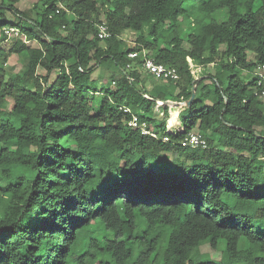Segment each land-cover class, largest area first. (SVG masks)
I'll return each instance as SVG.
<instances>
[{
    "label": "trees",
    "instance_id": "16d2710c",
    "mask_svg": "<svg viewBox=\"0 0 264 264\" xmlns=\"http://www.w3.org/2000/svg\"><path fill=\"white\" fill-rule=\"evenodd\" d=\"M21 2L0 0V264H264V0H201L186 31V0ZM142 51L179 77L141 71ZM193 84L167 131L157 101Z\"/></svg>",
    "mask_w": 264,
    "mask_h": 264
},
{
    "label": "built area",
    "instance_id": "2783aa9c",
    "mask_svg": "<svg viewBox=\"0 0 264 264\" xmlns=\"http://www.w3.org/2000/svg\"><path fill=\"white\" fill-rule=\"evenodd\" d=\"M9 34L12 31H15L14 28L6 29ZM16 32V31H15ZM110 36V31L108 25L104 22L97 24V37L99 39H105ZM138 51H130L128 53V57L131 59H136L138 57ZM142 62L139 66L141 71L147 72L148 75H151L155 78H169V79H177L178 73L175 67L166 65L163 63H157L152 57L146 56L144 51H142ZM187 61L189 64V68L194 75V79H199L202 73V66L193 63V61L187 57ZM130 64H127V67ZM213 66V63H211ZM254 75V84H253V94L264 101V63L258 64L256 69L253 72ZM147 96V95H145ZM179 107L183 108L184 101H179ZM159 105H163L161 101H157L155 109L158 111ZM171 107V104H166ZM170 110V109H169ZM123 111L130 112L128 107H123ZM160 115H162L161 111H158ZM131 127L138 128L142 134H149L152 137H157V134L148 127L146 121L141 120L138 115L131 113V118L128 122ZM180 126H171L169 122L166 124V130L169 132H175ZM168 135L163 136V141H168ZM180 144L184 147H206L207 142L205 136L200 132L189 131L180 141Z\"/></svg>",
    "mask_w": 264,
    "mask_h": 264
},
{
    "label": "rangeland",
    "instance_id": "374dc122",
    "mask_svg": "<svg viewBox=\"0 0 264 264\" xmlns=\"http://www.w3.org/2000/svg\"><path fill=\"white\" fill-rule=\"evenodd\" d=\"M35 1H37V0H22V2L20 3V6L21 5L30 6ZM200 1L201 0H186V2H185L186 12H189L191 14H190L189 18H187V17L184 18V22H183L184 23L183 24V30L184 31H186L188 29V25L190 24V21H192L193 18L198 16L199 11H198L197 7H198ZM214 17L216 19L226 18V16L224 15V11L223 10H220L219 12H216ZM160 33H164L162 29H160ZM250 57H252V54H250ZM9 64L12 65L13 69L16 72H19V71L23 70V65L21 64V62L16 57H11L9 59ZM39 72H40V69H39ZM179 108L180 107H179L178 104L176 106L172 105L171 107H169V109H170L169 110V117L171 116V112L172 111H175V110L177 111ZM169 117H168V119H169ZM168 119H167V123L169 122ZM177 122H178V120H177ZM178 124H179V122L176 125H174V126H177ZM89 229L93 232L94 236H96L97 238H103V237L110 238V237H112V234L110 232L106 231L103 228H99V227L95 226L94 224L91 225ZM82 244H83V241L80 242V244L76 247V251L83 250ZM199 252L200 253H209V247L206 246V245H203V246L200 247ZM152 258L153 257H151L150 260H152ZM98 259L100 261H106V260L109 259V254H107L106 252H102L99 255ZM153 264H162V262H161V260H158V261L153 262Z\"/></svg>",
    "mask_w": 264,
    "mask_h": 264
},
{
    "label": "water",
    "instance_id": "95a60500",
    "mask_svg": "<svg viewBox=\"0 0 264 264\" xmlns=\"http://www.w3.org/2000/svg\"><path fill=\"white\" fill-rule=\"evenodd\" d=\"M196 84H193L192 88H191V95L189 97L188 100L184 101V105L185 107H187L188 105L191 104V102L195 99L196 97ZM160 101V100H159ZM163 104H172V103H175L176 105L177 104H180L179 101H172V100H164V101H161ZM229 125H232V124H229Z\"/></svg>",
    "mask_w": 264,
    "mask_h": 264
},
{
    "label": "crops",
    "instance_id": "0c3cea01",
    "mask_svg": "<svg viewBox=\"0 0 264 264\" xmlns=\"http://www.w3.org/2000/svg\"><path fill=\"white\" fill-rule=\"evenodd\" d=\"M212 69H213V67H211ZM204 70V69H203ZM182 108H179L178 110H177V117H178V122H179V124L178 125H180V121H179V112H180V110H181Z\"/></svg>",
    "mask_w": 264,
    "mask_h": 264
}]
</instances>
